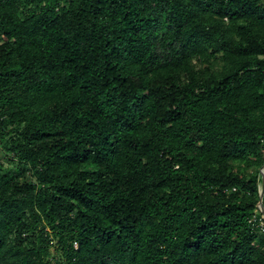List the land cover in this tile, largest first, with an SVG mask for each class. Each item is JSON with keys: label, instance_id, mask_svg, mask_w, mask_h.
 <instances>
[{"label": "trees", "instance_id": "trees-1", "mask_svg": "<svg viewBox=\"0 0 264 264\" xmlns=\"http://www.w3.org/2000/svg\"><path fill=\"white\" fill-rule=\"evenodd\" d=\"M0 137V264H264V0H0Z\"/></svg>", "mask_w": 264, "mask_h": 264}, {"label": "rangeland", "instance_id": "rangeland-1", "mask_svg": "<svg viewBox=\"0 0 264 264\" xmlns=\"http://www.w3.org/2000/svg\"><path fill=\"white\" fill-rule=\"evenodd\" d=\"M0 160L4 161V162H10L12 164H18L19 165V161L17 160V156H15L13 153L9 154L5 147H4V142L3 139L0 137ZM21 166V165H20ZM262 170V172H261ZM33 171L31 169H27V174L29 175V177H33L35 179V176L32 173ZM262 175H264V162L261 165V167L259 168V176H260V183H259V198H260V188H261V184H262Z\"/></svg>", "mask_w": 264, "mask_h": 264}, {"label": "water", "instance_id": "water-1", "mask_svg": "<svg viewBox=\"0 0 264 264\" xmlns=\"http://www.w3.org/2000/svg\"><path fill=\"white\" fill-rule=\"evenodd\" d=\"M262 172V170H261ZM258 207L260 211L262 212V216L264 217V175H262V184L260 188V198L258 201Z\"/></svg>", "mask_w": 264, "mask_h": 264}, {"label": "built area", "instance_id": "built-area-1", "mask_svg": "<svg viewBox=\"0 0 264 264\" xmlns=\"http://www.w3.org/2000/svg\"><path fill=\"white\" fill-rule=\"evenodd\" d=\"M263 217V216H262ZM264 218V217H263ZM262 225H263V222H262Z\"/></svg>", "mask_w": 264, "mask_h": 264}]
</instances>
